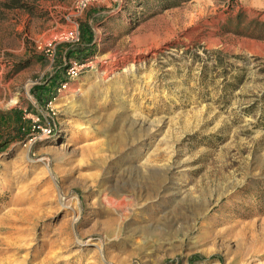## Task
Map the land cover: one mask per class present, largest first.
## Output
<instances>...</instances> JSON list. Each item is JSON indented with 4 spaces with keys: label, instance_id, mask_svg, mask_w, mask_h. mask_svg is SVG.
Segmentation results:
<instances>
[{
    "label": "rangeland",
    "instance_id": "1",
    "mask_svg": "<svg viewBox=\"0 0 264 264\" xmlns=\"http://www.w3.org/2000/svg\"><path fill=\"white\" fill-rule=\"evenodd\" d=\"M82 1L0 0V264H264V0Z\"/></svg>",
    "mask_w": 264,
    "mask_h": 264
},
{
    "label": "built area",
    "instance_id": "2",
    "mask_svg": "<svg viewBox=\"0 0 264 264\" xmlns=\"http://www.w3.org/2000/svg\"><path fill=\"white\" fill-rule=\"evenodd\" d=\"M84 1L85 2H89V1H97V0H84ZM85 2L82 1L81 5H84ZM77 34H78V31L69 30L67 32V34H66V37L74 38L75 36H77ZM80 67H81V65L78 62H76V61L69 62L65 66V68L63 69L62 80L58 84V86H57L58 89L57 90H59L61 88H65L67 86V84L69 83V81L77 76ZM42 131L44 133H49L50 132V128H42Z\"/></svg>",
    "mask_w": 264,
    "mask_h": 264
},
{
    "label": "trees",
    "instance_id": "3",
    "mask_svg": "<svg viewBox=\"0 0 264 264\" xmlns=\"http://www.w3.org/2000/svg\"><path fill=\"white\" fill-rule=\"evenodd\" d=\"M61 80H62V78L58 77V74L56 75V72H55V76H52L48 80L49 82H47V84H51L50 85L51 87H56V86H58V84L60 83ZM50 86H36L35 89L39 90L40 97H49V95L51 94V92H50L51 87Z\"/></svg>",
    "mask_w": 264,
    "mask_h": 264
},
{
    "label": "bare ground",
    "instance_id": "4",
    "mask_svg": "<svg viewBox=\"0 0 264 264\" xmlns=\"http://www.w3.org/2000/svg\"><path fill=\"white\" fill-rule=\"evenodd\" d=\"M12 212H14V213H16V214L19 213L18 210H17V211L15 210V211H12ZM30 212H31V211H30ZM26 213H27V214H30L29 211H27ZM21 216H22V214L20 215V217H21ZM23 216H24V215H23ZM25 217L27 218V216H25ZM28 217H29V216H28ZM21 218H22V217H21Z\"/></svg>",
    "mask_w": 264,
    "mask_h": 264
}]
</instances>
